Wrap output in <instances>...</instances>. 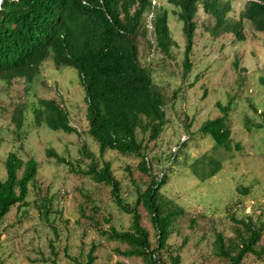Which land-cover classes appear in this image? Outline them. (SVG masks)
Returning <instances> with one entry per match:
<instances>
[{"label": "rangeland", "instance_id": "1", "mask_svg": "<svg viewBox=\"0 0 264 264\" xmlns=\"http://www.w3.org/2000/svg\"><path fill=\"white\" fill-rule=\"evenodd\" d=\"M152 1L155 12L167 11L177 42L169 54L163 52L151 22L147 34L138 37L140 60L164 93L167 123L160 136L148 143L150 171L141 167L138 155L107 153L122 182V196L135 205L154 176L168 174L160 192L173 203L165 208L182 212L172 221L163 264H171V251L180 253L182 264H230L219 253L217 238L222 234L227 244L240 242L239 234L247 230L243 220L254 222L262 235L256 244L258 253L248 252L241 264H264V32L247 19L240 28L242 37L222 28L217 32L215 19L200 7L192 67L186 70V36L178 7L170 0ZM229 1L228 15L239 20L248 0ZM50 99L68 110L78 131L38 123L43 100ZM227 105L230 149L216 145L203 130L208 120L224 116L222 107ZM88 127L85 90L75 68L58 66L49 58L33 81L0 78V179L7 176L6 159L12 151L24 160L38 161L27 203L13 206L0 225V264H79L93 243L97 244L94 264H147L143 256H127L129 245L111 235L112 228L132 230V213L116 202L109 184L83 172L91 160L85 148L99 154ZM185 139L181 161L175 164L172 154ZM50 149L68 162L49 154ZM197 160L201 166L208 161L210 168L212 161L213 167L222 168L203 179L206 170L199 167L198 174L193 170ZM138 209L154 248L158 231L152 216L144 204Z\"/></svg>", "mask_w": 264, "mask_h": 264}, {"label": "trees", "instance_id": "2", "mask_svg": "<svg viewBox=\"0 0 264 264\" xmlns=\"http://www.w3.org/2000/svg\"><path fill=\"white\" fill-rule=\"evenodd\" d=\"M178 7L179 20L183 21L186 36L184 66L192 67L191 55L198 27L197 14L200 7L215 19L217 32H236L242 37L241 26L249 20L258 31L264 32V0H248L239 20L228 15L232 10L229 0H170ZM154 11V16L149 13ZM167 11L155 12L152 0H3L0 8V78L12 82L16 78L28 81L36 79L42 65L49 58L58 66H70L77 70L85 90L87 103L88 133L98 142L99 154L88 151L91 158L83 172L99 183L112 187L114 199L133 215L132 230L119 232L112 228L114 238L129 245L127 256H143L147 264H163L164 249L171 234L172 221L182 209L166 210V202L160 190L168 174L152 178L135 205L127 203L121 193L122 182L115 175L112 162L106 158L109 151L135 154L141 157V167L150 171L147 158L148 143L157 139L167 123L164 93L157 87L150 69L140 60L138 37L146 35L148 23L154 24L157 46L165 53L177 42L171 35ZM149 21V22H148ZM264 82V78H262ZM45 108L39 110L37 121L54 130L78 131L73 126L68 110L56 100H43ZM229 106L222 107L224 116L208 120L203 130L211 135L216 145L230 149L231 130L227 124ZM19 127L22 120L18 121ZM140 133L143 135L140 136ZM149 134L146 138V135ZM172 154L175 164L181 161L180 150ZM182 143V140H181ZM0 141V149H1ZM49 154L61 162L68 160L53 150ZM219 156V155H217ZM216 156V157H217ZM205 160V155L204 159ZM184 161V160H183ZM199 167L205 179L222 168ZM196 165V166H195ZM7 176L0 179V225L16 204L27 203L31 183L38 173V161L24 160L12 151L6 159ZM144 204L151 214L158 231L156 247H152L149 231L141 223L139 205ZM245 232L239 234L240 242L227 244L222 234L217 238L219 253L228 257L230 264H241L248 252L258 253L256 244L262 229L252 221H245ZM107 233V232H105ZM1 242V236H0ZM97 244L93 243L79 264H94ZM171 264H182L180 253L170 252Z\"/></svg>", "mask_w": 264, "mask_h": 264}, {"label": "clouds", "instance_id": "3", "mask_svg": "<svg viewBox=\"0 0 264 264\" xmlns=\"http://www.w3.org/2000/svg\"><path fill=\"white\" fill-rule=\"evenodd\" d=\"M151 13V14H150ZM149 14H150V17H153L154 16V12L152 11V12H150ZM150 27H151V25H150ZM151 28H153V24H152V27Z\"/></svg>", "mask_w": 264, "mask_h": 264}, {"label": "water", "instance_id": "4", "mask_svg": "<svg viewBox=\"0 0 264 264\" xmlns=\"http://www.w3.org/2000/svg\"><path fill=\"white\" fill-rule=\"evenodd\" d=\"M2 2H3V0H0V8H1V6H2Z\"/></svg>", "mask_w": 264, "mask_h": 264}]
</instances>
